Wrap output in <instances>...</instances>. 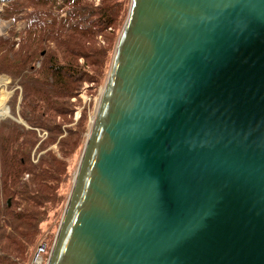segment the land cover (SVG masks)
<instances>
[{
	"label": "water",
	"instance_id": "obj_1",
	"mask_svg": "<svg viewBox=\"0 0 264 264\" xmlns=\"http://www.w3.org/2000/svg\"><path fill=\"white\" fill-rule=\"evenodd\" d=\"M47 264H264V0H131Z\"/></svg>",
	"mask_w": 264,
	"mask_h": 264
},
{
	"label": "trees",
	"instance_id": "obj_2",
	"mask_svg": "<svg viewBox=\"0 0 264 264\" xmlns=\"http://www.w3.org/2000/svg\"><path fill=\"white\" fill-rule=\"evenodd\" d=\"M123 2L28 0L19 47L0 37V73L21 86L18 115L27 124L10 117L0 121V264H29L42 223L66 203L59 188L69 177L67 158L82 146L89 129L85 109L73 125L67 124L80 103L82 84L105 77L118 38H112L109 49L97 38L108 36L123 19ZM17 95L9 101L14 115Z\"/></svg>",
	"mask_w": 264,
	"mask_h": 264
},
{
	"label": "rangeland",
	"instance_id": "obj_3",
	"mask_svg": "<svg viewBox=\"0 0 264 264\" xmlns=\"http://www.w3.org/2000/svg\"><path fill=\"white\" fill-rule=\"evenodd\" d=\"M16 2L14 4L12 3H0V37H4V38H11L15 43V47H13L14 49L18 48L19 46V38L22 34V32L24 31L25 27H26V21L22 18L23 16V11L27 5H28V0H13V2ZM99 0H96V3H98ZM123 4L125 7L124 10V16L123 19L121 21H118V23L116 24V26L110 30V34L108 33V36H106L105 38L103 37H98L97 40H99V44L101 45H105L106 48H111L113 41L112 38L116 39L119 37L120 32L122 30V27L126 21V18L128 16L129 13V8H130V4H131V0H123ZM9 5V7H7ZM8 9H5V8ZM122 15V13H121ZM117 40L115 41V43L113 44V48L110 51L111 54V62L109 63L108 69L105 73L106 70V66H104L102 68V74L101 76L105 73V77L103 80H101L100 82L97 83H88V82H84L82 84V87L80 89V93L77 96L78 100H79V105L76 109V111L73 114V121L67 125H73L75 121H77L79 119V117L81 116L82 111L85 109L86 111V123H87V127L89 128L87 130V132L84 133V142L82 144V146L72 155H70L67 158V162L69 164V177L68 180L60 186L59 188V192L65 197V201L67 202L72 185H73V179H74V175L75 172L77 171L78 165H79V161L83 152V148L84 145L86 143L88 134L90 132V128L93 124V118L96 114V110L98 107V102H99V98L101 95V92L103 90V87L105 85L106 79L108 77L109 74V70H110V66L112 63V59H113V55L115 52V47L117 44ZM96 41H92L91 43H93L94 46H98L97 43H95ZM3 46H6V44H3ZM90 46V45H89ZM1 51L4 52V50L1 48ZM0 51V52H1ZM11 51H9L10 53ZM108 56V54H107ZM107 56L105 57L107 59ZM80 62H83L82 59L79 60ZM18 93V97H17V103H16V113L17 115H14L11 112V107L9 104L10 99L13 97L14 93ZM1 100H3V103H1ZM22 100V88L21 86L18 84L17 80H13L12 76L7 74V73H0V112L5 111V116L0 118V121L4 120L5 118H12L13 120L15 119L17 122L19 123H23L27 126V124L25 123L24 119L21 118L18 115V110H19V106H20V102ZM37 131L39 132V135L41 137H46L47 136V131L45 130H39L37 129ZM51 148H56V143L53 144L51 146ZM63 205V206H62ZM60 205L57 209H55L54 211L50 212L49 218L47 220H45L42 223V234H41V238L38 242L46 240L48 243V250L46 253V258L48 257L49 254V250L51 245L54 242V238L56 235V232L59 228V224L64 212V208L65 205L62 204Z\"/></svg>",
	"mask_w": 264,
	"mask_h": 264
},
{
	"label": "built area",
	"instance_id": "obj_4",
	"mask_svg": "<svg viewBox=\"0 0 264 264\" xmlns=\"http://www.w3.org/2000/svg\"><path fill=\"white\" fill-rule=\"evenodd\" d=\"M48 243L46 240L40 241L32 254L31 261L29 264H47V258H46V253H47V248Z\"/></svg>",
	"mask_w": 264,
	"mask_h": 264
},
{
	"label": "bare ground",
	"instance_id": "obj_5",
	"mask_svg": "<svg viewBox=\"0 0 264 264\" xmlns=\"http://www.w3.org/2000/svg\"><path fill=\"white\" fill-rule=\"evenodd\" d=\"M1 103H3V100H1ZM4 114H5V111L0 112V118L3 117V116H5Z\"/></svg>",
	"mask_w": 264,
	"mask_h": 264
}]
</instances>
